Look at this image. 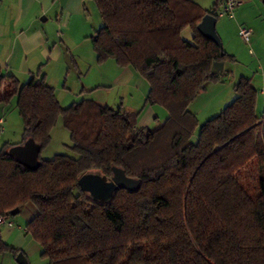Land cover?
<instances>
[{
	"label": "trees",
	"instance_id": "16d2710c",
	"mask_svg": "<svg viewBox=\"0 0 264 264\" xmlns=\"http://www.w3.org/2000/svg\"><path fill=\"white\" fill-rule=\"evenodd\" d=\"M88 1L101 20L91 37L97 63L137 72L149 84L145 103L167 116L148 129L137 126L141 111L92 99L62 108L44 79L20 83L0 71V105L15 99L23 121L22 142L0 147V216L32 205L26 234L48 264H264L258 91L241 78L234 100L200 127L188 111L206 84L228 75H213V64L234 61L196 30L204 15L218 19L220 0L209 10L192 0ZM186 28L191 42L180 35ZM59 118L75 157L37 155L35 171L11 157L10 149L29 139L40 154ZM115 169L136 188L101 201L81 192V177L111 179Z\"/></svg>",
	"mask_w": 264,
	"mask_h": 264
},
{
	"label": "crops",
	"instance_id": "0c3cea01",
	"mask_svg": "<svg viewBox=\"0 0 264 264\" xmlns=\"http://www.w3.org/2000/svg\"><path fill=\"white\" fill-rule=\"evenodd\" d=\"M88 11L87 0H0V71L20 83L44 79L53 88L60 105L52 83L61 81L57 77H64V73L68 72L69 58L70 65L75 67L78 80L81 81L85 73L81 65L83 59L84 65L95 67L98 71L92 75L94 86L84 84L75 98L79 97L78 101L92 99L94 103L107 106V100L99 94L96 85L104 81L103 75L108 65L116 72L111 85H115L120 100L118 106L114 102L115 106L129 113L141 111L137 126L148 129L158 127L167 113L159 106L145 103L148 82L131 68L113 67L106 61L98 65L92 51L93 45L87 40H92L100 24L97 26L96 23L86 22L90 14ZM63 79L61 91L69 95L72 88L66 84L67 78ZM125 98H128L127 102ZM35 215V208L27 204L11 217L13 228H0V243L9 248L0 252V264H48L47 260L39 256V244L26 234V225Z\"/></svg>",
	"mask_w": 264,
	"mask_h": 264
},
{
	"label": "rangeland",
	"instance_id": "374dc122",
	"mask_svg": "<svg viewBox=\"0 0 264 264\" xmlns=\"http://www.w3.org/2000/svg\"><path fill=\"white\" fill-rule=\"evenodd\" d=\"M236 1L240 4L235 8L233 17L228 18V16H224L218 18L215 24V33H217L221 41L223 52L234 58V61H225L224 71L228 72V75L222 77L219 82L214 81L206 84L205 90L189 106L188 111L196 116L199 127L207 120L218 115L222 109L234 100L235 93L233 86L241 78L250 79V83L257 89L256 114L258 117L264 114V6L260 0ZM192 2L202 10H209L217 0H192ZM87 3L90 14L86 17V22L89 24L96 23L99 26L100 17L96 4L88 0ZM221 4L222 0L219 1L218 10L221 8ZM240 29H247L252 33L248 43L242 41L239 37L238 31ZM191 33L190 28H186L180 35L183 40L191 42ZM87 42L92 44L90 38H88ZM83 62L84 60L82 59L81 65H83V72L85 73H83L81 81L78 80L79 76L75 67L70 65L69 58L67 60V65L69 66L68 72L64 73V77H57L61 78V81L52 83L55 86V91L61 101L60 106L62 108L68 107L73 100H77L78 103L79 97H75L79 95V89L84 84H90L88 86L91 87L94 86L92 75L98 70L95 67L89 68V65H84ZM105 63L116 67V64L112 60H107ZM98 65L102 64L98 63ZM114 71L113 68L110 69L107 65L103 75L104 81L96 86H98L99 94L107 100L106 105L118 108V101L120 100L118 90L115 89V85H111V81L114 80L116 74ZM86 72H88L87 75ZM56 76H59V74ZM63 78H67L66 84L72 88V93L69 95L61 91L64 84ZM126 100L128 98H125L124 101L127 102ZM114 102H116L117 106H115ZM14 104L15 99L11 100L8 104L0 105V119H3V123H0V147L4 143H20L23 139V121L20 119V115ZM197 134L198 132L196 131L195 135ZM48 143L38 155L40 159L49 160L55 155L75 157L74 153L70 150L69 133L63 127L61 118L58 119L55 126L51 129L50 142ZM89 175L99 176L102 180L106 179L105 176L98 175L96 172H91ZM106 180L108 183H112L111 179L107 178Z\"/></svg>",
	"mask_w": 264,
	"mask_h": 264
},
{
	"label": "water",
	"instance_id": "95a60500",
	"mask_svg": "<svg viewBox=\"0 0 264 264\" xmlns=\"http://www.w3.org/2000/svg\"><path fill=\"white\" fill-rule=\"evenodd\" d=\"M264 6V0H260ZM216 19L212 15L206 14L202 17L199 24L196 26L198 34H200L204 39L212 42L219 48L220 54H223V49L221 46V41L215 30ZM223 63H215L212 66L213 75H222ZM39 147L33 143L32 140H26L22 145L15 146L10 149L9 153L15 161L26 168L29 171H35L38 167V156ZM112 183H108L102 180L99 176L86 175L81 177L78 181V186L81 192L92 195L97 200H104L111 197L118 188H126L133 190L137 186V182L126 178L123 172L119 169L114 170L113 178H111ZM134 184V186H133ZM133 186V187H130ZM19 212L18 209L10 212V216L13 217Z\"/></svg>",
	"mask_w": 264,
	"mask_h": 264
},
{
	"label": "built area",
	"instance_id": "2783aa9c",
	"mask_svg": "<svg viewBox=\"0 0 264 264\" xmlns=\"http://www.w3.org/2000/svg\"><path fill=\"white\" fill-rule=\"evenodd\" d=\"M239 2L236 0H222L221 8L217 11V17L221 18L224 16H228V18L233 17V13L235 8L239 6ZM250 30L247 29H240L238 31L239 37L242 39V41L248 43L250 36H251ZM0 123H3V119H0ZM1 227H7V228H13L14 224L11 222V216L10 215H5V216H0V228Z\"/></svg>",
	"mask_w": 264,
	"mask_h": 264
}]
</instances>
